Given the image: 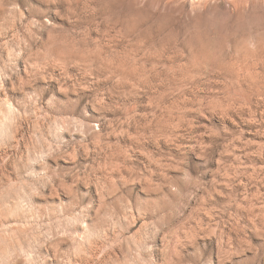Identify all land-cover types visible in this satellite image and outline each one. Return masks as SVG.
<instances>
[{"label": "clouds", "instance_id": "1", "mask_svg": "<svg viewBox=\"0 0 264 264\" xmlns=\"http://www.w3.org/2000/svg\"><path fill=\"white\" fill-rule=\"evenodd\" d=\"M0 264H264V0H0Z\"/></svg>", "mask_w": 264, "mask_h": 264}]
</instances>
